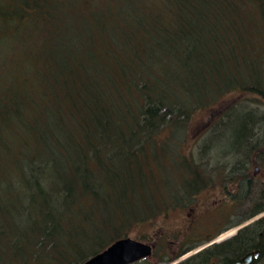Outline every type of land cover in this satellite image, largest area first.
<instances>
[{"label": "trees", "instance_id": "1", "mask_svg": "<svg viewBox=\"0 0 264 264\" xmlns=\"http://www.w3.org/2000/svg\"><path fill=\"white\" fill-rule=\"evenodd\" d=\"M248 103L264 104V0H0V264H83L126 237L172 261L183 234L133 232L189 210L219 172L235 215L248 206L264 156ZM262 223L216 248L222 264L263 254Z\"/></svg>", "mask_w": 264, "mask_h": 264}, {"label": "flooded vegetation", "instance_id": "2", "mask_svg": "<svg viewBox=\"0 0 264 264\" xmlns=\"http://www.w3.org/2000/svg\"><path fill=\"white\" fill-rule=\"evenodd\" d=\"M256 170H259V168H256ZM217 174L219 176L216 179L217 185H214L207 191V193H209V195L206 197L207 202H204L203 205L195 204L189 210L181 209L180 211H177L178 213H176L177 215H181L184 218L183 225H177V227L175 226V233H172V235L167 236L166 238L169 239L171 236H173V234H176V236L183 234L182 236L188 241L186 244L182 245V247L178 244V251L176 250V252L172 253V257H174V259H181L184 256L188 257L184 261L176 264H185L194 258L200 259L204 255H208V257L211 258L208 261L209 264L223 263V259L220 257L222 255H219L216 252V248L222 244L228 243L230 240H232V238H229L227 241H218L223 234L231 232V230H233L235 226H238L240 222L236 224L232 220L235 215L232 210V189L228 185L222 186L224 179L221 176L227 174L229 175L230 173L226 171L225 173L219 172ZM211 192L219 194L213 195ZM194 212L196 213L195 215ZM259 215L260 213L254 214L250 217V219L254 218L252 221L248 222L243 227L239 226L236 229L240 231L248 227ZM248 217L249 215L245 217L246 221L249 220ZM262 218L263 215L257 219L260 221ZM148 243L154 245V252L157 248V242L153 241ZM171 245L168 247L171 248ZM196 247H199V249L196 252H192ZM254 250L256 249L250 251ZM246 253H244V255ZM244 255L238 257L234 264H237L238 260ZM250 264H264V252L263 254L260 253L258 257H255Z\"/></svg>", "mask_w": 264, "mask_h": 264}, {"label": "rangeland", "instance_id": "3", "mask_svg": "<svg viewBox=\"0 0 264 264\" xmlns=\"http://www.w3.org/2000/svg\"><path fill=\"white\" fill-rule=\"evenodd\" d=\"M225 104H226V102H224V103L222 102L220 105L216 106V108H218V112L219 111L222 112L226 108L227 104L226 105ZM252 108L258 109L259 106L255 103H248V108L245 107L244 110L249 111ZM259 109L261 110V113L264 111V104L263 103ZM213 110L214 109H211L210 112H207L208 111L207 110V111H205V112H203L197 116V120H196L197 126L194 129V132H193V128H192L191 135H190L192 137L191 142H190V146L194 147L195 149L199 148L201 146V144L204 143L206 140H208V142H210L212 140V138H214V137H212L214 134L209 135V133L211 132V129L214 128L217 124L214 126H211V128H209L207 130L209 125L214 122V121H212L211 123L208 122L210 120V118L212 117V113H213L212 111ZM216 110L217 109H215L214 112ZM213 115H215V114L213 113ZM220 128H221V125L215 129V131H216L215 134H217V132L219 131ZM203 132H205V133H203ZM222 138H223L222 135H219L217 138L218 142ZM221 146H222L221 149H218L216 151L217 155H219V154L221 155L223 152L229 151V149L227 148L229 146L227 141H224V143H222ZM254 158H255L256 165H253V167L251 168V170L248 173V175H249L248 179H252L253 193H254V194H252L251 202L248 203V206H245V208H243V211L242 210L238 211L237 214L233 217V219H232L233 222L238 223L240 221V224L238 226H235L233 228V230H231V232L223 234L220 237L218 242L227 241L229 238H233L237 233H239V230L236 229L237 227H239V226L243 227L245 224H247L248 222L252 221V219H254V218H251V219L249 218V220H247V221L243 220L249 214L251 208L253 206H255V203L259 200L258 195L264 191V156L255 155ZM257 167H259V170L255 169ZM257 193H259V194H257ZM211 194L214 195V194H219V193L211 192ZM208 195H209V193H207V194L205 193V194L201 195L200 198L197 200V204L203 205L204 202H207L206 197ZM234 199H236V198L234 197ZM260 201L264 202V199L260 200ZM195 214L196 213L194 212V215ZM262 215H263L262 219L264 220V212L260 213V215L258 217L260 218V217H262ZM258 217H256L255 220L253 221V223H251V224H255L258 221V219H257ZM168 218H169L168 220L166 218H165L166 220L163 218L158 219L155 222H153L152 224H150V226L142 227L141 229L136 228V230H134L133 234H134V236H138L141 238L143 236H146L149 238L150 237L155 238V236L159 235L158 232H161V234H163L164 237L170 236V235H172V233H175V231H176L175 226L177 227V225H180V226L183 225L184 218L181 215H177L176 213H171ZM234 225H236V224H234ZM259 230L264 231V223L261 224V228ZM178 236H180V234ZM171 242H172L171 248H168L167 250L172 255L173 252H176V250L178 251L179 245L182 247V245L187 243V240L182 239V238H180V239L176 238L175 242H173V241H171ZM198 249H199V247H196L193 249L192 252H196ZM160 254H162V252H160ZM166 257H167V255H166ZM187 258L188 257L184 256L181 259H173L172 261H170L166 264H176V263L184 261ZM158 262H159V258L152 257V255H151L149 258H147L146 262H140V263L159 264Z\"/></svg>", "mask_w": 264, "mask_h": 264}, {"label": "water", "instance_id": "4", "mask_svg": "<svg viewBox=\"0 0 264 264\" xmlns=\"http://www.w3.org/2000/svg\"><path fill=\"white\" fill-rule=\"evenodd\" d=\"M153 250L154 245L150 243L126 237L115 241L83 264H134L149 258ZM259 255V249L250 251L240 258L237 264H250Z\"/></svg>", "mask_w": 264, "mask_h": 264}]
</instances>
